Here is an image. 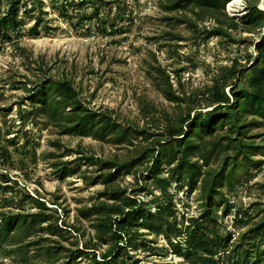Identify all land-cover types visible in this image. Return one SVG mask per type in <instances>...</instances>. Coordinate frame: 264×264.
Here are the masks:
<instances>
[{"label": "rangeland", "instance_id": "rangeland-1", "mask_svg": "<svg viewBox=\"0 0 264 264\" xmlns=\"http://www.w3.org/2000/svg\"><path fill=\"white\" fill-rule=\"evenodd\" d=\"M14 1L0 0V16ZM76 1L17 0L9 15L11 20L0 25V199L1 186L7 187L3 195L13 197L8 204L2 202L1 208L32 210L34 207L25 195L38 196L46 205L55 207L58 224L62 219L78 226V231L67 227L60 237L62 245L71 249L80 247L87 238L94 240L91 218H82L78 207L92 202L103 188L99 178L89 182L99 171L95 165L74 158L79 155L76 151L122 158L135 145L150 140L146 131L161 132L166 124L176 121L187 100L205 106L213 79L217 78L226 92L233 82L238 87L244 85L247 76L242 69L257 60V44L264 35V28L248 31L242 22L248 11L245 0H237L243 7L241 16L231 15L224 6L231 19L224 25L228 35L209 34L208 29L214 24L209 14L183 8L165 10L162 0H127L122 18L116 16L114 4L109 10V4L101 2L104 11L100 18L91 20L79 18L81 8ZM84 8L89 10L90 4L86 2ZM232 21L234 25L230 26ZM160 68L168 74L171 89L183 101L164 96L160 90L164 79ZM46 77L68 78L87 107L104 111L122 125L145 132L134 137L133 144L114 142L108 135L98 138L90 132L60 133L41 112L31 109L27 98L33 85ZM206 108L211 106L203 109ZM248 134L254 135L250 140L264 144V124L251 125ZM223 141L217 143L216 150ZM225 152L226 148L219 156L212 155L202 169L215 168ZM251 157L260 162L234 170L229 183L221 185L228 212L222 213L224 201L212 209L214 221L210 218L209 224L221 234L230 233L228 245L216 249L212 262L186 259L179 252L184 236L170 233L172 241H177L173 246L162 234L141 228V240L128 248L135 263L227 264L232 240L246 227L237 219L245 209L250 223L264 207V153L254 151ZM63 160L67 161L69 173L60 176L54 163ZM162 166L161 174L165 175ZM148 178L149 174L144 172L140 180ZM116 181L129 190L135 184L131 173L120 174ZM198 182L190 190L184 183L170 182L167 186L177 227L201 209ZM150 187L152 194L139 191L136 195L153 210L161 195ZM54 201L56 204L51 203ZM10 249V245L0 246V264L39 261L32 251L31 257L23 261ZM88 257H78L73 264H89Z\"/></svg>", "mask_w": 264, "mask_h": 264}, {"label": "trees", "instance_id": "trees-1", "mask_svg": "<svg viewBox=\"0 0 264 264\" xmlns=\"http://www.w3.org/2000/svg\"><path fill=\"white\" fill-rule=\"evenodd\" d=\"M162 1L165 10L183 8L209 14L214 19V24L208 29L209 34L228 35L224 25L231 19L225 13L224 6L229 0ZM259 1L245 0L248 11L242 22L248 31L264 28V9L257 6ZM16 2L8 4L0 16V25L11 20L9 15L15 10ZM86 2L90 4L89 10L84 8ZM101 2L108 3L109 10L114 4L119 18H122L128 6L127 0H77L75 4L81 8L79 18H100L104 11L100 8ZM233 25L232 21L230 26ZM257 54V60L242 69L247 76L244 85L238 87L233 82L226 92L222 84H218L217 78L213 79L204 99L205 106L187 100L176 121L166 124L161 132L146 131L150 140L135 145L128 155L122 158L115 155L97 157L76 151L79 155L74 158L95 165L99 171L89 182L94 183L99 178L103 184L92 202L78 207L82 218H91L94 240L87 238L74 249L62 245L60 237L67 232V227L78 231V226L62 219L58 224L55 207L46 205L44 200L29 193L25 197L34 209H2V202L8 204L13 197L3 195L7 187L1 186L0 246L10 245V250L19 254L23 261L31 257L29 251H32L39 258L37 264H73L81 256H89V264H136V258L128 248H133L141 240L143 231L140 229L145 228L154 234H162L173 246L177 241H172L170 233L184 236L179 252L186 259L212 262L216 249H225L230 239V233L221 234L208 222L213 217L212 209L221 201H224L222 213L226 214L229 210L221 185L229 183L234 170L260 162V159H252L254 151L264 153V144L250 140L249 137L254 135L248 134L251 125L264 124V36L257 44ZM159 70L164 77L160 87L164 96L169 100L183 101L171 89L168 74L162 68ZM30 91L27 98L32 104L31 109L41 112L57 126L60 133L90 132L98 138L108 135L114 142L133 144L132 139L145 132L131 125H122L104 111L87 107L66 77L42 78ZM208 106L211 108L203 109ZM221 140H224L223 145L216 150ZM225 148L226 152L215 168L202 169V166L209 164L212 155L219 156ZM193 155L198 158H193ZM198 159H201V163ZM162 165L165 166V175L161 174ZM54 166L60 176L69 173L65 160L56 161ZM144 172L149 174V178L141 181ZM125 173H131L135 180L130 190L116 181L120 174ZM197 181L201 209L196 215L188 216L184 225L177 227L175 208L167 186L170 182L184 183L190 190ZM151 185L161 195L153 210L147 201L136 195L139 191L152 194ZM51 203L56 204L55 201ZM259 211L260 216L250 223L251 217L245 209L237 219L246 223V227L232 240L227 250V264H264V207ZM40 232L48 235L41 236ZM30 236L34 237L30 239ZM103 244L105 247L100 248Z\"/></svg>", "mask_w": 264, "mask_h": 264}, {"label": "bare ground", "instance_id": "bare-ground-1", "mask_svg": "<svg viewBox=\"0 0 264 264\" xmlns=\"http://www.w3.org/2000/svg\"><path fill=\"white\" fill-rule=\"evenodd\" d=\"M227 11L234 16H241L243 14V9L240 8V5L239 3H237V0H231V2L228 3Z\"/></svg>", "mask_w": 264, "mask_h": 264}, {"label": "water", "instance_id": "water-1", "mask_svg": "<svg viewBox=\"0 0 264 264\" xmlns=\"http://www.w3.org/2000/svg\"><path fill=\"white\" fill-rule=\"evenodd\" d=\"M258 7L261 9H264V0H260ZM262 36H264V35H262Z\"/></svg>", "mask_w": 264, "mask_h": 264}, {"label": "built area", "instance_id": "built-area-1", "mask_svg": "<svg viewBox=\"0 0 264 264\" xmlns=\"http://www.w3.org/2000/svg\"><path fill=\"white\" fill-rule=\"evenodd\" d=\"M230 2H231V0H229L228 2H226V10H227V5H228V3H230ZM239 5H240V8H242V9H243V7H242L241 3H239Z\"/></svg>", "mask_w": 264, "mask_h": 264}]
</instances>
